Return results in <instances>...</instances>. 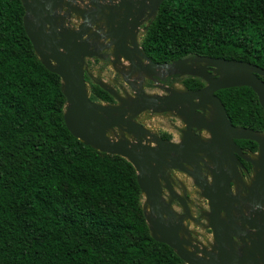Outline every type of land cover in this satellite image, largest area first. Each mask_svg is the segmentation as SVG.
I'll return each mask as SVG.
<instances>
[{"label":"trees","instance_id":"16d2710c","mask_svg":"<svg viewBox=\"0 0 264 264\" xmlns=\"http://www.w3.org/2000/svg\"><path fill=\"white\" fill-rule=\"evenodd\" d=\"M23 17L21 0H0V264H184L151 238L131 164L67 130L60 79L35 54ZM141 46L160 65L200 56L264 69V0H165ZM85 81L91 101L112 102ZM215 95L232 126L264 131L250 88Z\"/></svg>","mask_w":264,"mask_h":264},{"label":"water","instance_id":"95a60500","mask_svg":"<svg viewBox=\"0 0 264 264\" xmlns=\"http://www.w3.org/2000/svg\"><path fill=\"white\" fill-rule=\"evenodd\" d=\"M165 0H21L23 28L33 50L44 67L57 75L65 99L63 119L70 134L83 145L112 156H119L131 164L147 209L143 212L151 238L168 246L184 264H264V131L254 132L231 125L221 101L215 96L220 90L248 87L256 95L264 113V69L246 62L226 61L204 57L209 66L192 70L185 60L171 63L179 66L183 75L205 82L198 91L176 92L169 96L147 95L133 87V97H121L113 88L96 83L107 92L117 105L90 100L85 75L86 60L102 59L111 48L113 63L124 60L136 68L139 57L147 64L145 69L156 70L153 63L139 48L136 31L144 12L154 19ZM76 27H71L72 22ZM138 58V63L141 60ZM121 74L127 84L132 69ZM88 76V75H87ZM89 77V76H88ZM91 78V77H89ZM187 107L191 116L212 107L210 123L200 128L209 132L211 139L204 143L193 139L187 145L192 156L206 154L215 170L209 182L199 181L189 173L207 201V228L211 232L212 246L196 247L179 237L180 224H172L169 208L161 203L160 189L153 176L148 177L153 165L160 166L171 154H182V146L164 143L158 138L156 147L145 144L149 132L135 119L143 112H177L183 115ZM188 117V115H187ZM187 129L191 130L189 125ZM119 130L116 140L110 132ZM234 140H245L257 145L254 159L245 158ZM234 154L252 165L253 176L246 196L232 193L236 165ZM143 205V204H142ZM161 207V209H160ZM147 212V213H146Z\"/></svg>","mask_w":264,"mask_h":264},{"label":"flooded vegetation","instance_id":"af4514ba","mask_svg":"<svg viewBox=\"0 0 264 264\" xmlns=\"http://www.w3.org/2000/svg\"><path fill=\"white\" fill-rule=\"evenodd\" d=\"M113 1V3L115 4V0ZM148 14L149 12H144L141 21H139L140 24L136 31V39L140 50L149 58V56L144 52L141 46L142 38L145 32L147 31L148 27L154 20L152 18H149ZM71 24V27L73 28H75L77 25L74 21ZM102 55H104L102 59H90L92 61L89 60V66L93 68L94 72V68L97 64H102L101 66L105 65L107 69L111 70L113 72L112 79L115 81L114 85L119 83L124 86V89L121 90L120 94L123 96V98L126 99H130V97H133V87H135L136 89L141 88L144 93L150 96L162 98L169 96L172 91L168 90V88H165L166 92L163 95L155 94L154 92H149L150 89H157L161 87V85L158 83L157 77L163 74L164 69H166L167 73L165 74V77L169 78V84L171 80L170 78L173 76H177V82L183 88V90L180 92L198 91L204 88L205 86V82L199 79L202 83V87L196 90H188L183 84V81L187 78H198L183 75V70L181 69V67L171 66V63L175 61L162 65L155 63L159 65L158 69L147 70L145 69L147 64L143 61V59H140L139 57L138 58L141 60V62H137L138 58L135 60L134 66H138L136 69L131 68V65H129V63L124 60H120V62L113 63V59L111 56V48L108 51H104ZM203 59L204 57L200 56H190L181 60H185L187 62V65L192 67V70H199L200 68H204L205 70L209 71L210 68L209 66H207V63L203 61ZM161 68L164 69H162L161 71ZM114 69H116L117 71L122 70L125 73L132 69L133 74L128 80L132 84V86L130 84H127L122 78L121 74L116 72ZM209 73L213 74L214 72L212 70L209 71ZM85 77L88 76L85 75ZM106 104L117 105L118 103L115 101L114 98H112V102ZM212 110V107L204 108V111L197 112V115L195 116H191L190 111L187 107H184L183 115L178 114L177 112L153 113L151 111H147L141 113L135 119V121L139 125L143 126L145 129V125L139 121V118L143 115L173 114V118L176 119L174 122L170 121L168 128L164 129L163 132L157 134L150 133L149 136H146L147 142L144 143L149 145L150 147H156L155 140L156 138H158L164 143L172 144L175 146H182V154L180 156L178 154L172 153L171 158H164L161 161L160 166L153 165L148 177L151 178V176H153L154 182L158 183L160 189L161 203L165 208L168 207L171 214L173 215L171 218V223L180 224L179 237L189 242L191 245L199 248L206 247L205 239L207 238V234L209 231L207 228L206 217L208 213V204L207 201L202 197L201 189H199L195 185L194 180L189 174L193 171L190 166L193 165L194 174L201 182H209L211 180V173L213 170H215V167L213 166L211 160L208 159L206 154L198 153L195 156H192L191 152L187 148V145H183V141L191 143L192 140H190L189 137L191 135L194 140L198 139L204 143L210 142L211 136L209 132H207L203 128H200L199 130L198 127H201L203 124L201 117L206 123H210L212 121ZM187 125H189L191 130L187 129ZM244 141L245 140H234V144L239 149L243 157L250 159L254 158L256 156L257 151L251 152L248 149L247 144L243 143ZM234 155L236 159L240 162V165H236L235 168V178H233V183H231L232 193H238V195L245 197L246 193L244 188L249 187L251 183V179L253 176V168L250 163H248L244 159H241L238 154ZM209 233L211 234L210 231Z\"/></svg>","mask_w":264,"mask_h":264},{"label":"rangeland","instance_id":"374dc122","mask_svg":"<svg viewBox=\"0 0 264 264\" xmlns=\"http://www.w3.org/2000/svg\"><path fill=\"white\" fill-rule=\"evenodd\" d=\"M86 67H87V75L91 77L90 79L95 81L96 83L104 84L107 87L113 88L120 96L121 90L124 89V86L117 83L114 85L115 81L112 79L113 72L105 65L101 66L102 64H97L95 69V72L93 71V68H91L90 61L92 60H86ZM89 61V62H88ZM89 63V64H88ZM164 68H161V71ZM166 69H164L163 74L157 77L158 83L161 85L160 88L157 89H150L149 92H154L155 94L163 95L165 94V88H168V90L171 91H182L183 88L181 85L177 82V76H173L170 79L165 77ZM174 81H173V80ZM92 82V81H91ZM94 83V82H93ZM90 86L87 83V89H89ZM123 97V96H122ZM173 114H167V115H143L139 118V121L143 123L146 127V129L149 131V133L157 134L163 132L164 129L168 128L170 121L174 122L176 119L173 118ZM122 136L121 132L119 130H115L114 132H110L109 137L112 140H116ZM150 142V141H149ZM252 158V157H251ZM254 159V158H252ZM143 207L147 209V205L145 202V199L142 200ZM147 213V212H146ZM205 245L207 248H211L212 246V237L211 234L208 231L207 238L205 239Z\"/></svg>","mask_w":264,"mask_h":264}]
</instances>
